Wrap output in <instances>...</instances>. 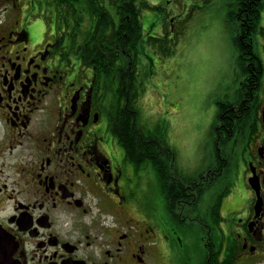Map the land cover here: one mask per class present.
Listing matches in <instances>:
<instances>
[{
  "label": "flooded vegetation",
  "instance_id": "flooded-vegetation-1",
  "mask_svg": "<svg viewBox=\"0 0 264 264\" xmlns=\"http://www.w3.org/2000/svg\"><path fill=\"white\" fill-rule=\"evenodd\" d=\"M186 1L150 0L160 23L143 25L140 54L131 56L124 30L122 60L99 64L80 56L99 21L89 7L120 0H0V239L9 264H264V0H226L232 61L199 165L183 174L166 140L170 162L157 144L130 140L133 118L150 123L141 105L154 76L147 49L153 58L165 37L174 47ZM122 140L137 147L139 164ZM147 165L169 214L194 222L198 262L174 259L184 242L148 213Z\"/></svg>",
  "mask_w": 264,
  "mask_h": 264
},
{
  "label": "rangeland",
  "instance_id": "rangeland-1",
  "mask_svg": "<svg viewBox=\"0 0 264 264\" xmlns=\"http://www.w3.org/2000/svg\"><path fill=\"white\" fill-rule=\"evenodd\" d=\"M170 1L173 3L174 0ZM186 3V15L189 16L186 33L178 37L174 47L168 41L174 50L154 52L153 64L147 67L148 75L154 73L149 87L151 94H147L141 105L145 104L150 111L149 127L146 126L172 146L176 166L183 174H190L203 159L205 150L212 146L218 83L221 72L232 61L230 53L236 25L229 21L226 0ZM143 17L145 30L160 23L161 16L148 9L143 11ZM146 167V192L143 194L148 213L156 222L171 224L173 227L170 228L177 230L184 242L183 248L174 253V259H180L181 255L182 259L187 258L188 254L198 262L201 246L197 234L190 231L194 222H178L169 214L156 173L151 165Z\"/></svg>",
  "mask_w": 264,
  "mask_h": 264
},
{
  "label": "trees",
  "instance_id": "trees-1",
  "mask_svg": "<svg viewBox=\"0 0 264 264\" xmlns=\"http://www.w3.org/2000/svg\"><path fill=\"white\" fill-rule=\"evenodd\" d=\"M120 0L119 4H114V6L110 7H89V9L93 10V12L96 14L98 11V17L99 21L96 27L95 32V42L90 44L89 47L86 48L84 46V49H86L88 52H85L82 50L80 53L81 57H96L99 61V64H101L104 61H107L109 58L118 60V57L121 58L123 54L120 52L123 46L126 45V42H118L119 40H123L124 35L123 31L126 30L128 32L129 37V44L128 47L129 52H131V56H135L134 52L139 51L140 49L139 45L142 39V13L144 10L153 9V6L151 5L150 0ZM61 5L57 6V10H60ZM68 8V7H67ZM112 10H114L115 19L112 16ZM192 10V9H191ZM159 47L161 53L164 52V50H174L171 49V47L168 45V43L163 45V42L160 41ZM128 44V43H127ZM168 45V46H167ZM127 47V46H125ZM131 48V49H130ZM118 49V50H117ZM155 55V54H154ZM147 59L153 63L152 56L149 57L147 55ZM127 61V58H126ZM141 117L138 114L135 118L132 119L131 122V129H130V140H134L135 138H138L137 140H141V142H151L157 144L162 151H163V157L167 159V162L171 161L170 155H174L173 149H170V147L166 146L165 140L161 137L154 136L155 134H152L151 132H147L148 129H144L143 126L140 124ZM145 134V135H144ZM123 143V140H122ZM123 145L126 147V156L128 159L132 162H136L137 164L140 163V160H138L136 156V146L133 147L132 145L126 146L125 143ZM146 152L148 155L151 153H155L156 148L153 147L151 150L146 148ZM175 157V155H174ZM148 159V158H146ZM153 165V167H156L155 159L152 156H149V159ZM143 162V161H141Z\"/></svg>",
  "mask_w": 264,
  "mask_h": 264
},
{
  "label": "water",
  "instance_id": "water-1",
  "mask_svg": "<svg viewBox=\"0 0 264 264\" xmlns=\"http://www.w3.org/2000/svg\"><path fill=\"white\" fill-rule=\"evenodd\" d=\"M3 238V240L0 239V264H9L11 255L8 251L9 248L5 236Z\"/></svg>",
  "mask_w": 264,
  "mask_h": 264
}]
</instances>
